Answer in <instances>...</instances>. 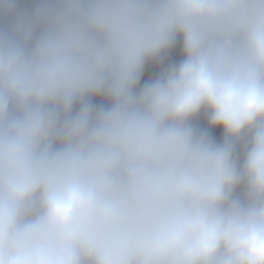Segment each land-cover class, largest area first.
<instances>
[{"label": "clouds", "instance_id": "obj_1", "mask_svg": "<svg viewBox=\"0 0 264 264\" xmlns=\"http://www.w3.org/2000/svg\"><path fill=\"white\" fill-rule=\"evenodd\" d=\"M0 264H264V0H0Z\"/></svg>", "mask_w": 264, "mask_h": 264}, {"label": "trees", "instance_id": "obj_2", "mask_svg": "<svg viewBox=\"0 0 264 264\" xmlns=\"http://www.w3.org/2000/svg\"><path fill=\"white\" fill-rule=\"evenodd\" d=\"M181 59H182V54H181L179 48L174 49L170 58H169L170 62L178 63ZM158 71H159V69L157 66H150V68L148 70H146L144 77L142 78L141 83L143 84L144 81L151 79V78H154L155 75L158 74ZM197 124L200 127H206V120L203 118V116H201L198 119ZM215 138L217 139V141L222 139V131L220 129H216Z\"/></svg>", "mask_w": 264, "mask_h": 264}, {"label": "crops", "instance_id": "obj_3", "mask_svg": "<svg viewBox=\"0 0 264 264\" xmlns=\"http://www.w3.org/2000/svg\"><path fill=\"white\" fill-rule=\"evenodd\" d=\"M215 132H216V130H215Z\"/></svg>", "mask_w": 264, "mask_h": 264}]
</instances>
